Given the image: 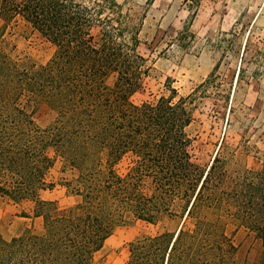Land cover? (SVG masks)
Masks as SVG:
<instances>
[{"label":"trees","instance_id":"trees-1","mask_svg":"<svg viewBox=\"0 0 264 264\" xmlns=\"http://www.w3.org/2000/svg\"><path fill=\"white\" fill-rule=\"evenodd\" d=\"M119 8L109 0H0L3 20L20 16L54 45L39 65L0 47V195L34 201L43 223L41 233L0 235V264H96L94 254L127 218L177 214L174 232L130 243L126 264H264V164L230 173L221 146L207 167L192 161L190 94L173 101L169 88L156 102L130 101L148 67ZM36 99L55 111L45 127L32 118ZM126 152L136 159L118 173ZM56 159L72 172L59 184L77 198L62 208L39 197L54 186L47 175ZM228 221L261 240L259 261H239Z\"/></svg>","mask_w":264,"mask_h":264},{"label":"rangeland","instance_id":"rangeland-1","mask_svg":"<svg viewBox=\"0 0 264 264\" xmlns=\"http://www.w3.org/2000/svg\"><path fill=\"white\" fill-rule=\"evenodd\" d=\"M87 3L89 0H80ZM117 4L122 19L137 29V52L148 67L139 87L129 96L132 103L156 102L169 96V88L190 98V122L185 131L187 152L205 168L219 150L230 173L256 170L264 164V0H109ZM100 26L91 34L97 37ZM0 47L11 57L29 64L46 63L54 45L20 16L0 17ZM113 77L107 78L111 84ZM32 118L47 126L55 111L44 100L30 103ZM231 107V110H230ZM136 156L126 152L116 163L124 173ZM56 159L47 175L53 188L39 197L59 208L76 197L59 184L70 177ZM34 201H14L0 195V235L9 239L25 228L43 231L41 217L32 215ZM180 214L162 215L153 222L133 217L117 225L94 254L96 264H126L130 243L163 232H174ZM226 232L237 246L240 262L254 263L262 256L261 240L245 226L228 221Z\"/></svg>","mask_w":264,"mask_h":264}]
</instances>
